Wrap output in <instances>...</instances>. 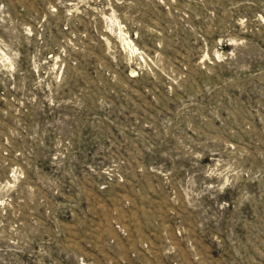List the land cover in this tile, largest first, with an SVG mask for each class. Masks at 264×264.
<instances>
[{
	"label": "rangeland",
	"instance_id": "obj_1",
	"mask_svg": "<svg viewBox=\"0 0 264 264\" xmlns=\"http://www.w3.org/2000/svg\"><path fill=\"white\" fill-rule=\"evenodd\" d=\"M0 264H264V0H0Z\"/></svg>",
	"mask_w": 264,
	"mask_h": 264
},
{
	"label": "bare ground",
	"instance_id": "obj_2",
	"mask_svg": "<svg viewBox=\"0 0 264 264\" xmlns=\"http://www.w3.org/2000/svg\"><path fill=\"white\" fill-rule=\"evenodd\" d=\"M119 28H120V37H121V39H122V41L124 42V43H126V44H128V45H131L132 44V41L130 40V39H127V36H126V33H123L122 31H121V27L119 26ZM129 38V37H128ZM132 49H133V47H132ZM137 50V49H136ZM133 51V50H132Z\"/></svg>",
	"mask_w": 264,
	"mask_h": 264
}]
</instances>
